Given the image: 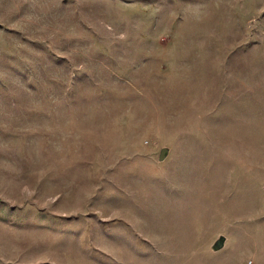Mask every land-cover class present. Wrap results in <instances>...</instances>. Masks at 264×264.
<instances>
[{
	"label": "rangeland",
	"instance_id": "1",
	"mask_svg": "<svg viewBox=\"0 0 264 264\" xmlns=\"http://www.w3.org/2000/svg\"><path fill=\"white\" fill-rule=\"evenodd\" d=\"M0 264H264V0H0Z\"/></svg>",
	"mask_w": 264,
	"mask_h": 264
},
{
	"label": "water",
	"instance_id": "2",
	"mask_svg": "<svg viewBox=\"0 0 264 264\" xmlns=\"http://www.w3.org/2000/svg\"><path fill=\"white\" fill-rule=\"evenodd\" d=\"M167 153H168V149L162 148L159 152L158 161L162 162L166 158ZM224 242H225V238L223 236L218 237V239L212 245V250L213 251L221 250L224 246Z\"/></svg>",
	"mask_w": 264,
	"mask_h": 264
}]
</instances>
